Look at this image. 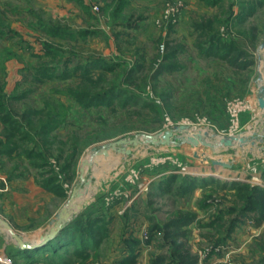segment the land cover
I'll list each match as a JSON object with an SVG mask.
<instances>
[{"label":"rangeland","instance_id":"374dc122","mask_svg":"<svg viewBox=\"0 0 264 264\" xmlns=\"http://www.w3.org/2000/svg\"><path fill=\"white\" fill-rule=\"evenodd\" d=\"M78 7L83 13L76 14L62 0H0V100L20 127V133H11L0 120V140L7 134L17 147L10 157L0 154V216L30 237L42 232L68 199V189L79 181L80 161L92 147L162 131L168 122L229 133L234 126L230 105L250 94L257 46L264 38V0H132L119 12L112 0ZM56 26L92 32L65 39L46 34L44 27ZM213 32L236 51L206 53ZM95 58L123 62L114 71L95 68L88 75L81 69L62 77L58 70L51 78L37 73L58 63L68 62L72 69ZM126 66L132 68L129 77ZM110 88L120 91L88 107L67 94L94 95ZM249 115V123L240 124L238 131H253L256 137L243 147L216 153L189 145L160 150L140 145L131 155L112 151L100 160L99 172L88 169L91 186L75 200L78 205L91 197L80 213L92 211L102 233L82 256L70 252L71 244L59 250L56 260L49 252L36 253L31 264H185L173 253L164 229L184 214L192 219L181 226L184 234L177 241L194 264H264V214L259 220L256 211L238 217L220 241L236 215L227 211L239 203L233 183L264 190V114L253 107ZM45 124L50 126L44 133ZM35 141L43 160L26 154ZM216 157L233 167L210 168L209 160ZM251 168L257 174L246 176ZM171 175L175 179L167 182ZM52 176L65 177L63 196L36 183ZM0 233V264L27 263L22 255H9L6 234ZM131 256L134 260L125 263Z\"/></svg>","mask_w":264,"mask_h":264},{"label":"trees","instance_id":"16d2710c","mask_svg":"<svg viewBox=\"0 0 264 264\" xmlns=\"http://www.w3.org/2000/svg\"><path fill=\"white\" fill-rule=\"evenodd\" d=\"M210 3H215L217 0H207ZM129 3V0H112V4L114 5V12H119L124 7H126ZM44 30L46 31V34L52 36V37H60V38H76V35L80 38H85L89 33L92 31L82 29L79 31L70 30L67 27L62 26H56V27H44ZM222 35L218 32H213L210 35V42L209 45L205 49V52L208 54H214V52H217V54L224 50L225 56L227 54H231L232 51H236V47L234 44L230 41L224 40L222 41ZM224 38V37H223ZM225 39V38H224ZM51 50L50 52L47 51V53H52L53 51L49 46H46L47 48ZM175 53V52H174ZM171 52L169 55H166L165 58L169 56H173L174 54ZM242 55L238 52L237 58ZM236 58V57H234ZM67 61V60H66ZM69 61V59H68ZM123 61H109L103 58H95L89 60L87 63H84L83 65L78 63V65H75L70 69L68 67V62L60 65L59 63L56 65H51L46 68L41 67L40 69H37V73H39L40 76L51 78L54 77L57 73V70L60 71V77L65 75L66 73L69 74L71 71H76L77 69H81L84 75H88L89 72L92 69L98 68L100 72L102 71H114L116 68H119L122 66L120 63ZM235 62V61H234ZM233 63V62H232ZM61 66L62 68H58ZM164 68L172 69L175 68L170 65H163ZM132 68L127 67L124 70L125 77H129L131 73ZM39 79V78H38ZM119 92V88H110L105 90L103 93H97L94 95H90L87 92L84 91H73L68 92L67 94L71 95L75 100H78L80 102L84 101V107H88L89 105H96L98 103H102L104 101H107V98L113 96V94H116L115 92ZM3 100V99H2ZM0 100V110L2 109L3 114L0 115V120L4 122L7 125V130H9L11 133H20V127L17 125H14L16 122L12 119V116L7 111L4 100ZM49 124H45L43 126L41 132H46ZM23 134V133H22ZM21 134V135H22ZM36 145L32 147L29 151H26V154L29 158L32 156L35 158H43L44 155L42 151H38L39 148L37 145V141H35ZM0 146L3 147L0 149V154L3 153L7 156H12L13 152L16 151V144L14 141H12L11 137H8L6 134V137L2 140H0ZM38 149V150H37ZM43 160V159H42ZM176 175L169 176L166 181H170L175 179ZM62 181H65V177L61 180L58 179L56 176H52L46 181H36L37 184L41 185L43 188H46L49 191L54 192L58 196H63L65 194L64 188L62 186ZM234 190L236 193V198L238 199L239 203L235 206L229 207L228 213L236 212V215L231 219V223L227 229L226 234L221 235L220 241L226 239V237L230 234V232L233 231L235 225L238 223V217L244 216L246 213L249 212H258L259 218L261 219L264 215V190L258 189V187H250L246 183H240V182H234ZM238 206V207H237ZM92 211H86V213L78 215L69 225L64 227L61 231L58 232V234L51 239L46 245L42 247H38L36 249H27V250H19L15 248L8 247L7 250L9 252V255L15 256V255H22L23 257L27 258V263L25 264H31L33 262L29 261V258H31L36 253H45L49 252L50 257H53V259L60 258L61 254L59 253V250L62 248H67L69 245L73 244L74 249L70 252L80 254L81 256L84 255L85 247L92 243L93 241H96L98 233H102L103 227L96 229L94 225V220L91 219ZM263 215V216H262ZM192 219V215L184 214L180 215L177 218H172L166 224H164L165 234L170 238V241L172 243V251L173 253L176 252L179 256V260L183 262V259L187 260V263L185 264H194L193 257H190L188 253L183 249V243L177 241L178 236H182L184 232L181 230V226L183 224H186L190 222ZM97 230V231H96ZM226 235V236H225ZM78 243L80 245H78ZM78 246V248H77ZM76 247V248H75ZM66 250V249H65ZM65 252V251H64ZM69 252V251H66ZM134 260V256L127 257L124 262L128 263L130 261ZM29 261V262H28ZM184 264V263H183Z\"/></svg>","mask_w":264,"mask_h":264},{"label":"water","instance_id":"95a60500","mask_svg":"<svg viewBox=\"0 0 264 264\" xmlns=\"http://www.w3.org/2000/svg\"><path fill=\"white\" fill-rule=\"evenodd\" d=\"M227 36L230 37V34ZM256 57L257 69L255 76L250 82V94L230 105L234 118V126L229 133L221 134L210 131L207 127L199 126L192 128L186 123L175 125L168 122L165 129L162 131L154 133H136L130 137H120L102 143L98 147H92L87 155L80 161L78 183L72 189H68V199L59 207L54 216L43 227L42 232L37 235H32L31 237L29 235L26 236L16 231L6 219L0 216V230L6 234L5 242L7 246L19 250L42 247L53 239L59 231L69 225L81 214L80 212L83 205L91 198L90 197L85 202H80L76 206L70 204L74 196L80 198L83 191L87 190L86 187L89 185L91 186V177H93V175H87L88 169L94 167L93 169L95 170L100 160L102 158H107L112 151L123 153L124 155H131L132 148L140 145H153L158 148V150H160L161 147H184L189 145L194 150L202 147L216 153L235 146L243 147L248 143L253 144V138L256 137V134L252 133L253 131L251 133L245 131L240 132L238 128L240 124L249 123L251 117L249 113L253 107H257V110L264 114V73L262 71L264 66V38L257 46ZM259 141H261V138H259ZM99 157H101L100 160L97 159ZM261 161L264 163V159ZM209 166L216 170H230L233 167L231 161L224 160L222 157L211 158L209 160ZM251 170L252 173L245 174L244 172L242 174L246 176L247 174L249 176L257 174L254 168H251ZM64 188L66 190L68 185L64 184ZM95 192L96 189L92 195Z\"/></svg>","mask_w":264,"mask_h":264},{"label":"crops","instance_id":"0c3cea01","mask_svg":"<svg viewBox=\"0 0 264 264\" xmlns=\"http://www.w3.org/2000/svg\"><path fill=\"white\" fill-rule=\"evenodd\" d=\"M66 0H62L63 4L65 5V7L67 8H70L71 10H73V12H76V14H79V12L81 11L83 13V10L78 7V4L79 5H82V7L86 8L88 3L91 1V0H76L78 4H75L74 2H70V3H67L65 2ZM132 3V0H129V3H128V6ZM85 10V9H84ZM218 173V172H216Z\"/></svg>","mask_w":264,"mask_h":264},{"label":"bare ground","instance_id":"6f19581e","mask_svg":"<svg viewBox=\"0 0 264 264\" xmlns=\"http://www.w3.org/2000/svg\"><path fill=\"white\" fill-rule=\"evenodd\" d=\"M202 131V130H201ZM98 160H100L101 159V157H99V158H97ZM108 162V161H107ZM110 162V161H109ZM112 164L114 165L115 163L114 162H112ZM111 166V165H110ZM112 167V166H111ZM106 169V168H105ZM96 171H98L99 172V169H98V167L96 166V169H95ZM95 171V172H96ZM97 173V172H96ZM90 191V190H89ZM76 196H74L73 198H72V200L70 201V204H75V200H76ZM76 205V204H75Z\"/></svg>","mask_w":264,"mask_h":264},{"label":"built area","instance_id":"2783aa9c","mask_svg":"<svg viewBox=\"0 0 264 264\" xmlns=\"http://www.w3.org/2000/svg\"><path fill=\"white\" fill-rule=\"evenodd\" d=\"M170 8H171L170 5L167 4V8H166V10L168 9L167 12L170 11ZM160 50H161V51L164 50V45H163V44L160 45Z\"/></svg>","mask_w":264,"mask_h":264}]
</instances>
